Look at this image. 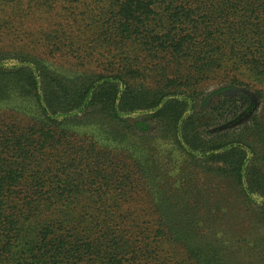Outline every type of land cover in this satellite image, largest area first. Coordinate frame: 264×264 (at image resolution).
<instances>
[{
    "label": "trees",
    "instance_id": "1",
    "mask_svg": "<svg viewBox=\"0 0 264 264\" xmlns=\"http://www.w3.org/2000/svg\"><path fill=\"white\" fill-rule=\"evenodd\" d=\"M5 7L0 264H264V0Z\"/></svg>",
    "mask_w": 264,
    "mask_h": 264
},
{
    "label": "rangeland",
    "instance_id": "2",
    "mask_svg": "<svg viewBox=\"0 0 264 264\" xmlns=\"http://www.w3.org/2000/svg\"><path fill=\"white\" fill-rule=\"evenodd\" d=\"M11 12L12 11L10 9H8L7 7L0 9V26L2 25L3 22L9 20L8 18H10L12 16ZM45 16L49 17V19H51V20L54 18L53 14L52 15H45ZM40 21H43L42 19H40V15L32 14L30 17H26L24 19L23 25H19L17 23L14 24V30L16 32L14 34V36L16 38H18V40H16V42H20V43L32 42L33 43V40H30V38H31L30 36L28 37V36H24V35H26V32H28L29 35H31V36L33 34H36L38 32L37 26H38V24H40L39 23ZM44 58L47 59L46 61L53 62L57 65L64 64V61H65V58H61L59 56L55 57L54 59H52L50 56H44ZM224 86H226V85H224ZM216 88H218V87H216ZM210 89L212 90L215 88L211 87ZM240 89L241 90H248L249 92H251V90H249L243 86H230V87L226 86L223 91L225 93H228V92L233 93V92L240 90ZM238 223L239 224L237 225V232L242 233V231H244L246 229V222L244 221L243 218H241Z\"/></svg>",
    "mask_w": 264,
    "mask_h": 264
}]
</instances>
